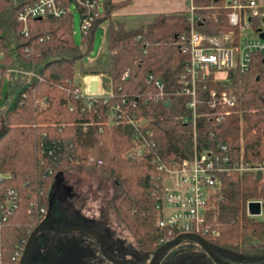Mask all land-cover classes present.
I'll use <instances>...</instances> for the list:
<instances>
[{
  "label": "trees",
  "instance_id": "obj_1",
  "mask_svg": "<svg viewBox=\"0 0 264 264\" xmlns=\"http://www.w3.org/2000/svg\"><path fill=\"white\" fill-rule=\"evenodd\" d=\"M34 1L0 0V205L12 197L7 212L0 208V264L19 263L29 235L50 208L47 188L66 168H98L111 179L118 188L111 199L115 217L149 254L181 234L156 223L167 169L178 168L195 150L219 152L223 144L228 162L264 170L261 54H253L246 72L233 69L199 80L196 97L203 101L196 104L194 122L185 121L190 97L174 93L189 58L180 39L189 29L186 12L159 13L145 25L127 27L112 12L130 0H59L62 14L29 19L23 31L18 13ZM193 2L197 31L216 35L229 29L224 0ZM73 4L81 20L80 43L74 38ZM262 22L253 21L255 31ZM102 24L105 50L87 59ZM99 74L109 77L112 96L94 97L87 107L82 79ZM210 89L233 94L235 105L211 109L206 103ZM159 90L165 98L147 99ZM116 105L122 117L108 124ZM131 116L143 122L127 123ZM220 179L205 215L207 231L197 235L226 261H264V222L246 213L248 201L264 204L263 171L231 170ZM168 253L171 260L182 253L178 263L206 264L204 249L192 238L180 239Z\"/></svg>",
  "mask_w": 264,
  "mask_h": 264
},
{
  "label": "built area",
  "instance_id": "obj_2",
  "mask_svg": "<svg viewBox=\"0 0 264 264\" xmlns=\"http://www.w3.org/2000/svg\"><path fill=\"white\" fill-rule=\"evenodd\" d=\"M58 1L35 0L27 5L18 13L23 31H26L29 19L62 14L63 9L58 5ZM224 7L229 10L227 13L229 29L216 35L204 34L195 29V22L199 19L196 13L197 7L193 0H187L185 12L188 15L189 29L186 33L180 35V39L186 44L185 50L188 51L189 58L184 65L183 73L179 75L176 81L179 85V90L174 93L190 97L187 106L191 109V112L183 117L185 121L191 120L194 122L195 120V108L199 100L196 97L197 82L199 80L206 79L211 73L217 74L233 69H237L239 72H246L252 62L253 54H261L264 59V39L259 37L258 32L253 27V21L256 18H262L264 22V11L260 12L258 0H224ZM86 25L83 23L82 26L85 28ZM259 29L264 30L263 26ZM87 76L84 77L88 83L89 90L87 93H83L81 89V97L85 98L84 102L87 107L90 106V100L94 97L107 98L112 96L108 76L103 74L94 75L98 79V81L94 82L95 92L90 91L92 81ZM101 77H104L109 82L107 95L99 91V85H102ZM126 77L127 71L122 75V78ZM155 84L159 86L160 81L156 80ZM166 95L167 93L159 90L149 93L147 99L158 101L165 98ZM202 101L200 102L202 103ZM206 103L210 105L211 109L219 107L230 108L235 105V96L225 91L217 92L210 89ZM166 105H168L167 101ZM3 110L4 107H1L0 123ZM119 110V105H116L109 111L108 124H115L121 119L122 116L118 113ZM125 121L134 126L143 122V120L136 119L134 116L127 117ZM219 149V152L212 149L195 150L191 156L182 159L178 168L166 170L167 174L161 181L162 192L155 205L158 227L168 229L170 232L205 233L208 228V225L205 224V215L208 209L212 207L213 195L221 187L220 174L231 170L260 169L264 175V170L260 165L244 166L228 162V157L223 153L225 146L220 144ZM135 151L140 153L141 149L137 147ZM250 202L259 203V213H248V204ZM11 206L12 197H9L6 198L4 204L0 205V208L7 212ZM41 212L45 211L42 209ZM246 213L248 216L264 222V204L261 200L248 201Z\"/></svg>",
  "mask_w": 264,
  "mask_h": 264
},
{
  "label": "rangeland",
  "instance_id": "obj_3",
  "mask_svg": "<svg viewBox=\"0 0 264 264\" xmlns=\"http://www.w3.org/2000/svg\"><path fill=\"white\" fill-rule=\"evenodd\" d=\"M73 11V31L77 43L81 39V20L80 15L74 7ZM148 20L127 22V27H138L145 25ZM264 29V22L261 23ZM105 24L100 25L94 35L93 48L87 59H92L105 50L104 39ZM102 85L99 91L107 95L109 82L101 77ZM81 89L83 93L89 90L85 77L82 80ZM95 92V91H94ZM2 121L0 123L1 129ZM118 192V188L113 185L111 179L102 174L98 168L74 166L64 169L55 177L49 187L47 194L50 201V210L55 211L58 224L79 225L86 224L97 231H104L107 228L108 234L118 237L128 246H133L136 254L141 251L137 247L133 237L122 226L115 217L111 208L112 196ZM84 214V215H83ZM47 235L46 231H38L36 236ZM58 235L64 237H82L89 234L81 230L59 232ZM91 236V235H90ZM132 251V252H133ZM141 254V253H140ZM142 255V254H141Z\"/></svg>",
  "mask_w": 264,
  "mask_h": 264
},
{
  "label": "flooded vegetation",
  "instance_id": "obj_4",
  "mask_svg": "<svg viewBox=\"0 0 264 264\" xmlns=\"http://www.w3.org/2000/svg\"><path fill=\"white\" fill-rule=\"evenodd\" d=\"M56 215L58 214L55 211L47 210L46 217L52 216V220L48 223L50 227H61L68 224H58L55 222L57 220H54ZM46 232L47 235L44 236L37 237L35 234L25 264H119L120 262L122 264H133L132 261L135 264H149L152 256L156 253L149 254L139 249L142 255L140 253L136 254L133 251V246H128L118 237L108 234L107 228L101 231V233L104 238V250L111 259L102 254L99 243L93 236L88 235L73 238L71 236H60L58 235L59 232ZM175 244L170 249H173ZM168 251L155 264H182L181 262L178 263V259L183 255L182 253H176L178 259L171 260L170 257L173 254L168 253ZM216 253L221 257L218 252ZM166 255L168 259L164 258ZM202 256V260L206 264L215 263L206 252Z\"/></svg>",
  "mask_w": 264,
  "mask_h": 264
},
{
  "label": "water",
  "instance_id": "obj_5",
  "mask_svg": "<svg viewBox=\"0 0 264 264\" xmlns=\"http://www.w3.org/2000/svg\"><path fill=\"white\" fill-rule=\"evenodd\" d=\"M259 37L264 39V30L258 29L257 30ZM264 65V59L262 60ZM90 91H95V83L92 82L90 84ZM248 213L249 214H257L259 213V203L257 202H250L248 204ZM52 220V216H48L43 219V221L34 229V231L29 235V238L25 244V247L23 249V252L21 254L19 264H25L27 257L30 253V249L33 243V239L35 234L38 231H51V232H67V231H73V230H81L89 235L93 236L99 243V248L102 254L107 257L108 259H111L110 256L105 252L103 247V234L100 231H97L95 229L90 228L84 223H81L79 225H64L61 227H50L48 223ZM182 238H192L198 242V244L204 249V251L208 254V256L218 264H237L232 263L229 261H226L222 259L214 250L212 246H210L204 238H202L200 235L193 234V233H181L177 235L174 239L170 241H166L164 244L161 245V247L156 251V253L152 256L149 264H155L159 258H161L175 243H177ZM133 264H135L132 261ZM119 264H122L121 262ZM253 264H264V261L253 263Z\"/></svg>",
  "mask_w": 264,
  "mask_h": 264
},
{
  "label": "crops",
  "instance_id": "obj_6",
  "mask_svg": "<svg viewBox=\"0 0 264 264\" xmlns=\"http://www.w3.org/2000/svg\"><path fill=\"white\" fill-rule=\"evenodd\" d=\"M258 3L260 12L264 11V0H258ZM186 5L187 0H130L126 6L113 11L112 17L127 25L130 21H149L151 16L159 13L185 12Z\"/></svg>",
  "mask_w": 264,
  "mask_h": 264
},
{
  "label": "bare ground",
  "instance_id": "obj_7",
  "mask_svg": "<svg viewBox=\"0 0 264 264\" xmlns=\"http://www.w3.org/2000/svg\"><path fill=\"white\" fill-rule=\"evenodd\" d=\"M87 78H89L92 82L98 81L97 77L94 75H89Z\"/></svg>",
  "mask_w": 264,
  "mask_h": 264
}]
</instances>
